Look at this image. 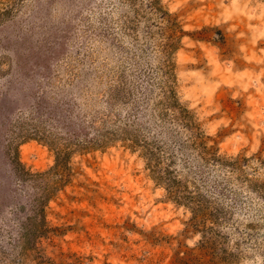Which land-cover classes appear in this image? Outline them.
<instances>
[{
  "label": "rangeland",
  "instance_id": "rangeland-1",
  "mask_svg": "<svg viewBox=\"0 0 264 264\" xmlns=\"http://www.w3.org/2000/svg\"><path fill=\"white\" fill-rule=\"evenodd\" d=\"M163 4L183 29L174 54L182 103L211 145L249 158L250 176L264 182V0ZM126 13L133 17L118 0H0V264H264L257 194L256 208L234 220L256 224L261 215L260 225L206 235L120 143L73 148L71 181L46 208L49 232L36 239L21 230L39 185L18 183L10 157L33 174L56 163L54 147L33 136L31 106L82 93L80 102L103 108L131 42L120 30Z\"/></svg>",
  "mask_w": 264,
  "mask_h": 264
},
{
  "label": "trees",
  "instance_id": "trees-1",
  "mask_svg": "<svg viewBox=\"0 0 264 264\" xmlns=\"http://www.w3.org/2000/svg\"><path fill=\"white\" fill-rule=\"evenodd\" d=\"M118 1L133 14H124L120 25L131 42L122 45V60L127 57L104 91L103 108L80 102L82 93L69 99L58 96L52 102L39 99L31 106L33 136L54 147L56 163L48 171L33 174L16 153L10 157L18 183L39 185L32 215L21 230L25 237L36 239L49 232L46 208L71 181L73 148H107L120 143L139 153L156 184L174 202L192 211L204 234L220 236L222 226L250 232L260 225L261 215L256 224L252 221L243 226L234 220V214L256 208L259 200L252 194L264 200V182L250 176L248 169L256 171L257 166H251L249 158L223 155L211 145L196 114L182 103L174 62L183 37L180 22L163 0ZM258 162L264 165V161ZM207 244L214 245L210 237Z\"/></svg>",
  "mask_w": 264,
  "mask_h": 264
}]
</instances>
